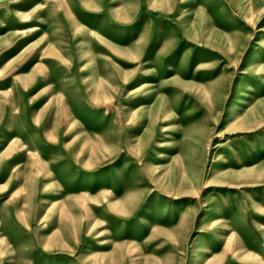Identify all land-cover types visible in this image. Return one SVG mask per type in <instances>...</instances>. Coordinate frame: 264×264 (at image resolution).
I'll use <instances>...</instances> for the list:
<instances>
[{"label": "rangeland", "instance_id": "obj_1", "mask_svg": "<svg viewBox=\"0 0 264 264\" xmlns=\"http://www.w3.org/2000/svg\"><path fill=\"white\" fill-rule=\"evenodd\" d=\"M261 103L264 0H0V264H264Z\"/></svg>", "mask_w": 264, "mask_h": 264}, {"label": "crops", "instance_id": "obj_2", "mask_svg": "<svg viewBox=\"0 0 264 264\" xmlns=\"http://www.w3.org/2000/svg\"><path fill=\"white\" fill-rule=\"evenodd\" d=\"M216 106L219 107L220 103H216ZM257 106V105H256ZM257 110L250 112V117H248V120L251 122L254 119H258V118H264V103H261V106L258 105ZM189 147H191V149H197L198 146H195L193 144H190Z\"/></svg>", "mask_w": 264, "mask_h": 264}, {"label": "bare ground", "instance_id": "obj_3", "mask_svg": "<svg viewBox=\"0 0 264 264\" xmlns=\"http://www.w3.org/2000/svg\"><path fill=\"white\" fill-rule=\"evenodd\" d=\"M254 7H255V6H254V3H252V5H251V8H252V9H254ZM33 30H35V31H36V30H37V28H36V29H33ZM187 216H188L187 214H184V217H183V219H182V220H183V221H184V220H186V219H187ZM183 223H184V222H182V225H181V226H183V225H184Z\"/></svg>", "mask_w": 264, "mask_h": 264}]
</instances>
